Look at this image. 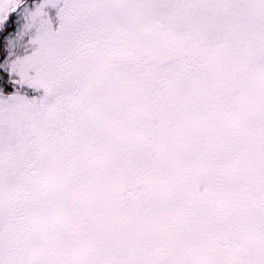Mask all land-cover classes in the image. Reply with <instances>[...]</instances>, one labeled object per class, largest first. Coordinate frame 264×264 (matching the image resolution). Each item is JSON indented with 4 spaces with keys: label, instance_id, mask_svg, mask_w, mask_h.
Listing matches in <instances>:
<instances>
[{
    "label": "snow or ice",
    "instance_id": "1",
    "mask_svg": "<svg viewBox=\"0 0 264 264\" xmlns=\"http://www.w3.org/2000/svg\"><path fill=\"white\" fill-rule=\"evenodd\" d=\"M0 264H264V0H0Z\"/></svg>",
    "mask_w": 264,
    "mask_h": 264
}]
</instances>
